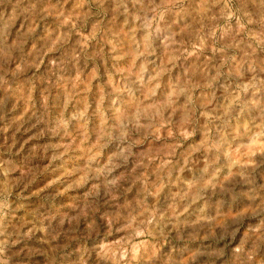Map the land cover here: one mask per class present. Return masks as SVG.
I'll list each match as a JSON object with an SVG mask.
<instances>
[{"label": "rangeland", "instance_id": "obj_1", "mask_svg": "<svg viewBox=\"0 0 264 264\" xmlns=\"http://www.w3.org/2000/svg\"><path fill=\"white\" fill-rule=\"evenodd\" d=\"M0 264H264V0H0Z\"/></svg>", "mask_w": 264, "mask_h": 264}]
</instances>
